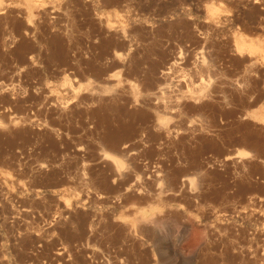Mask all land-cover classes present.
<instances>
[{"label":"rangeland","instance_id":"rangeland-1","mask_svg":"<svg viewBox=\"0 0 264 264\" xmlns=\"http://www.w3.org/2000/svg\"><path fill=\"white\" fill-rule=\"evenodd\" d=\"M0 264H264V0H0Z\"/></svg>","mask_w":264,"mask_h":264}]
</instances>
